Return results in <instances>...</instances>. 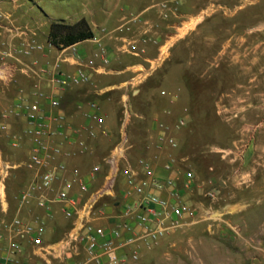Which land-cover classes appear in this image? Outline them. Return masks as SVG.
Returning a JSON list of instances; mask_svg holds the SVG:
<instances>
[{
	"label": "rangeland",
	"instance_id": "rangeland-1",
	"mask_svg": "<svg viewBox=\"0 0 264 264\" xmlns=\"http://www.w3.org/2000/svg\"><path fill=\"white\" fill-rule=\"evenodd\" d=\"M37 1L59 20L85 9L82 0ZM179 1L184 26L144 72L154 73L148 87L161 96L159 111H169L157 123L171 126L170 156L181 174L194 173L191 184L182 181L186 200L221 219L188 220L147 245L146 262L264 264V0ZM180 118L186 123L177 127Z\"/></svg>",
	"mask_w": 264,
	"mask_h": 264
},
{
	"label": "crops",
	"instance_id": "crops-1",
	"mask_svg": "<svg viewBox=\"0 0 264 264\" xmlns=\"http://www.w3.org/2000/svg\"><path fill=\"white\" fill-rule=\"evenodd\" d=\"M156 1L159 0H82L81 6L83 5L85 9L82 10L80 7L76 13L78 17L69 19L70 22H75L81 18L87 19V16L91 17V22H88L94 32V39L79 43L80 54L85 60H90L99 47H103L107 51L110 62L107 65H101L98 71H92L91 82L75 86L63 94L65 111V117L62 120L63 133L56 135L51 139V142L61 143L65 153L58 156L56 161L66 162L69 177H74L73 170L75 168L80 169L91 188L98 190L106 184L110 173L106 159L115 152V147L127 136V142L123 149L125 158L121 159L120 165L131 164L137 171L135 185H130L123 173L113 175V190L100 198L96 207L97 214L93 218L95 232L100 240L113 238V230L127 222L132 229L131 231L126 230L124 237L131 233L139 235L141 227L132 218L126 221L123 212L128 206L140 202L146 195L158 194L164 198L172 199L169 188L157 189L155 187V179L164 181L168 177H176L178 187L185 197L184 186H182L185 173L181 174L176 164L174 170L167 169L166 164L170 159H173L170 156L173 147L168 140L160 138L163 130L158 125L161 121L157 123L159 115L162 118L166 117L169 115V111H159L158 102L161 96L148 87V80L154 73L144 72V61L149 62L151 59L148 56L154 55L158 51V47L152 43L145 45L140 42V47L147 49L146 54L136 55L127 52L125 40L135 37L142 38L143 33L136 34L118 29L127 13L136 12L142 13L143 17L153 24H159V27L151 34L156 33L160 38L163 37L162 41L170 37L180 20L175 18L169 21L160 20L155 11L151 9ZM179 7L182 15L181 5ZM0 12L5 14V18L0 20V46L3 42L11 40L16 28H28L31 32L37 33L38 41L47 40L48 44H43L48 45L47 49H50V52L48 54L36 52L30 57L21 56L22 61L29 63L33 59H37L43 63L57 55L58 50L49 47V34L52 23L59 19L49 16L40 7L37 0H0ZM189 20L191 21V18ZM103 28H106L107 31H102ZM141 28L144 29V24L137 26L138 31ZM10 61L14 62L12 59ZM97 63L99 65L101 61L97 60ZM63 67L68 72L76 68L71 63H64ZM34 81L35 78L19 73L17 80L6 88V92L1 97L0 106L9 105L18 88L30 89ZM42 86L45 89L50 87L45 80L42 81ZM132 88L133 90L130 91ZM168 96L177 98V95L170 91ZM152 97H155L156 101ZM93 102L99 105L98 109L91 106ZM118 103L124 107L122 119L121 111L123 110L119 109ZM44 108H48L47 103ZM127 109L132 113V117L124 127ZM146 112H149L150 115ZM94 115L102 117V121ZM9 122L12 131H20L26 124L23 117L12 116L9 118ZM91 129L96 132L94 136L90 134ZM103 129H107V132H104ZM81 140L86 142L87 149L80 146ZM164 141L169 143V146L164 145ZM32 144L33 140L25 137L18 146H13L8 135L0 129V158L8 159L12 163L21 162L28 158ZM141 158L151 163L153 175H148L145 169L139 165L138 161ZM99 163L103 164V169L92 175V167ZM30 176L29 170L19 168L16 176L8 177L3 183L0 175V221L4 219L10 221L17 215H21L26 220L39 217L46 222L45 241H57L71 227L72 219L65 216L61 203L53 205L51 215H48L35 202L19 206L17 196L27 184ZM71 192L74 195L78 194L77 183ZM1 228L0 226V230ZM116 242L119 243L120 239H116ZM7 245L8 239L0 238V255L3 254ZM141 245L140 260L130 264H149L146 262L148 256L146 241L141 242ZM24 246L26 255L23 258L24 264H47L44 258L33 251L31 244L24 242ZM132 250L133 246L131 245L120 248L118 251L121 254L130 255ZM86 256L87 251L84 246H81L80 253L75 255V258L83 260ZM52 261L53 264H66L64 260L52 259Z\"/></svg>",
	"mask_w": 264,
	"mask_h": 264
},
{
	"label": "built area",
	"instance_id": "built-area-1",
	"mask_svg": "<svg viewBox=\"0 0 264 264\" xmlns=\"http://www.w3.org/2000/svg\"><path fill=\"white\" fill-rule=\"evenodd\" d=\"M179 0H161L155 2L151 9L155 11L160 20L169 21L172 18L181 21ZM5 18V14L0 12V20ZM144 24V29L137 30L138 25ZM159 24H153L143 17L142 13H127L118 29L126 32L143 33L142 38H131L125 40V49L133 54H146L147 49L140 47V42L145 45L154 44L158 47L157 57L150 62H160L166 55V50L170 37L162 41L156 33ZM180 28V26H178ZM177 29V26H176ZM11 31V30H10ZM102 31H107L103 28ZM178 31V29H177ZM12 32V31H11ZM94 39V37L92 38ZM79 43L57 48L49 41V47L56 48L57 55L49 58L43 63L37 59L31 62H24L21 56L30 57L36 52L48 54L50 49L37 39V33L31 32L28 28H16L14 35L9 42H3L0 46V101L6 88L17 80L19 73L35 78L30 89L20 87L15 93L14 99L5 107L0 106V129L10 138L13 146H18L22 139L29 137L33 140L31 152L27 159L12 163L8 159L0 158V175L4 183L8 177L16 176L19 168H26L31 172V176L25 187L18 194L19 206L29 205L35 202L42 207L48 215L52 214L53 205L61 203L65 216L72 219V225L68 231L57 241L47 242L44 239L46 222L39 217L33 220H26L21 215H17L12 220L0 221V238H7L8 245L0 255V264H24L25 255L24 242H28L33 247V251L45 259L47 264H53L52 259L64 260L66 264H130L137 262L141 257V242L146 241V245L157 241L159 238L174 231L188 220L191 222L206 221L210 226L221 219L212 207L205 211H200L196 206L185 199L182 190L178 187L176 177L167 179H155L154 185L157 189L169 188L172 199L164 198L158 194L146 195L140 202L128 206L123 212L126 219H134L141 227L139 235L131 233L124 237L126 230L132 229L129 223L119 226L113 230L114 237L100 240L95 232L93 218L97 214V204L100 198L113 190V175L123 173L127 177L130 185H135L137 171L131 164L120 165L122 158H125L123 151L127 136L115 147V152L107 159L110 173L106 184L93 190L88 181L84 178L80 169L73 170L74 177L67 174V164L65 161H56L57 157L64 154L65 150L61 143L51 142L56 135L63 133L62 120L65 117L63 108V94L75 86L92 81V71H98L101 65L110 62L107 51L99 47L94 57L85 60L80 54ZM49 50V51H48ZM10 59L14 60L11 62ZM97 60L101 61L98 65ZM64 63H71L76 68L68 72L64 69ZM49 83V89L42 86V81ZM166 94V91H163ZM47 103L48 108H44ZM91 106L99 108L96 102ZM23 117L25 126L20 131H12L9 122L10 117ZM101 119L98 115H94ZM132 113L127 109L124 119V127L131 121ZM186 123L184 118L176 122L177 127ZM159 127L163 130L161 139H166L172 146H176V140L170 135V125L159 122ZM125 129V128H124ZM107 132V129H103ZM90 134L94 136L95 130L91 129ZM83 149H87L85 141L79 142ZM139 165L145 169L148 175H153L152 165L144 158L139 159ZM167 169L174 170L175 161L170 159L166 164ZM103 169V164L99 163L92 167L91 174H95ZM194 179L191 170L185 173V185L188 186ZM75 183L78 184L79 192L72 194L71 190ZM213 199L216 192L213 190L207 193ZM116 239H120L117 243ZM133 246L131 254H121L119 249L125 246ZM84 246L87 256L83 260H78L75 255L80 253V247Z\"/></svg>",
	"mask_w": 264,
	"mask_h": 264
},
{
	"label": "trees",
	"instance_id": "trees-1",
	"mask_svg": "<svg viewBox=\"0 0 264 264\" xmlns=\"http://www.w3.org/2000/svg\"><path fill=\"white\" fill-rule=\"evenodd\" d=\"M94 32L87 19L81 18L75 22L57 20L51 25L49 41L57 48L67 47L92 39Z\"/></svg>",
	"mask_w": 264,
	"mask_h": 264
},
{
	"label": "water",
	"instance_id": "water-1",
	"mask_svg": "<svg viewBox=\"0 0 264 264\" xmlns=\"http://www.w3.org/2000/svg\"><path fill=\"white\" fill-rule=\"evenodd\" d=\"M222 183H223V181H222Z\"/></svg>",
	"mask_w": 264,
	"mask_h": 264
}]
</instances>
